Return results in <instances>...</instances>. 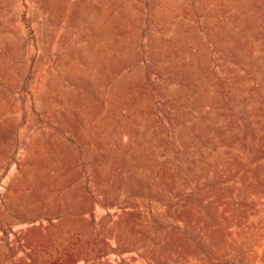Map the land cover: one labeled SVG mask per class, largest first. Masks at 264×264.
<instances>
[{"label": "rangeland", "instance_id": "1", "mask_svg": "<svg viewBox=\"0 0 264 264\" xmlns=\"http://www.w3.org/2000/svg\"><path fill=\"white\" fill-rule=\"evenodd\" d=\"M0 133V264H264V0H0Z\"/></svg>", "mask_w": 264, "mask_h": 264}, {"label": "bare ground", "instance_id": "2", "mask_svg": "<svg viewBox=\"0 0 264 264\" xmlns=\"http://www.w3.org/2000/svg\"><path fill=\"white\" fill-rule=\"evenodd\" d=\"M50 2H51V1H50ZM51 3H52V2H51ZM63 62H64V61H63ZM65 71H66V70H65ZM63 72H64V71H63ZM5 78H6V77H5ZM53 84H54V83H53ZM51 89H52V87H51ZM56 89H57V88H56ZM61 93H62V92H61ZM61 93H59V94L62 95ZM44 95H45V94H44ZM60 95H59V96H60ZM46 96H47V94H46ZM45 99H46V98H45ZM0 134H1V133H0ZM1 135H2V134H1ZM9 146H10V145H9ZM35 146H36V145H35ZM11 147H13V146H11ZM7 148H8V147H7ZM7 148H6V149H7ZM11 150H12V149H11ZM0 151H1V150H0ZM7 151H8V150H7ZM7 151H6V152H7ZM6 154H7V153H6ZM0 157H2V156H0ZM2 158H3V157H2Z\"/></svg>", "mask_w": 264, "mask_h": 264}]
</instances>
